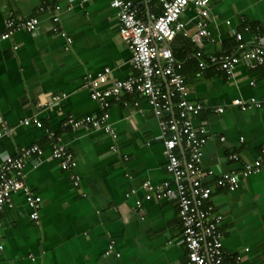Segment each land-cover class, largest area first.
Listing matches in <instances>:
<instances>
[{"label":"crops","instance_id":"0c3cea01","mask_svg":"<svg viewBox=\"0 0 264 264\" xmlns=\"http://www.w3.org/2000/svg\"><path fill=\"white\" fill-rule=\"evenodd\" d=\"M41 3L0 0V33L10 13L38 20L36 33L17 32L0 43V130L3 122L12 130L0 138V162L33 144L44 149L35 167L28 160L23 169L26 184L41 198L39 221L29 218L22 192L11 196L0 214V264H188L176 200H144L143 183L161 187L171 180L152 108L140 94L122 93L109 99L103 111L83 88V78L106 71L103 89L138 74L119 36L117 11L108 0L50 2L45 12L39 10ZM133 3L145 22L161 13L154 1ZM194 11L180 17L186 36L177 33L171 47L185 60L182 75L191 100L204 106L194 123L204 125L211 135L200 167L213 175L202 176V182L212 189L210 201L223 215L220 231L227 256L264 264V169L242 179L234 192L215 185L222 173H239L246 163L264 162V109L242 111L230 105L236 98L264 97V70L241 64L228 81L213 66L201 72L190 58L196 49L207 56L232 50L233 32L244 27L264 31V0H209L210 37L199 43L194 41ZM51 15L58 17L56 26L71 39L69 45L52 32ZM250 33L243 34L244 42ZM251 81L254 86H249ZM161 85L167 92L164 79ZM219 108L224 111L217 113ZM103 113L108 114L106 124L114 138L84 125L65 127L67 119ZM27 119L31 125H22ZM46 131L57 133L73 154L81 177L78 187L52 158L44 141ZM176 152L184 162L185 152L180 147ZM230 155L237 160H229ZM131 190L136 192L126 198ZM137 200H143L140 209ZM109 245L113 249L107 254Z\"/></svg>","mask_w":264,"mask_h":264},{"label":"built area","instance_id":"2783aa9c","mask_svg":"<svg viewBox=\"0 0 264 264\" xmlns=\"http://www.w3.org/2000/svg\"><path fill=\"white\" fill-rule=\"evenodd\" d=\"M56 1L61 0H41L39 10L43 12L49 10L50 2ZM148 1H154L161 7V13L158 16L152 15L150 22L138 17L133 0H108L110 8L117 11L119 36L126 43L131 54L132 67L138 74L116 81L110 88L103 89L102 86L107 83L108 71H106L93 78H83V88L89 92L91 100L100 103L103 111H107L109 99L118 97L122 93L140 94L152 108L159 124L160 138L165 150V169L171 180L164 182L161 187H154L149 182L143 183L144 200L151 201L153 196L158 199L176 200L187 263L245 264L241 255L229 257L223 250L220 226L224 218L210 201L212 189L205 186L201 178L213 175L211 171L206 172L200 167L203 149L211 135L204 125L196 126L194 123L204 106L191 100L190 90L181 74L182 64L175 58L171 47L177 33L183 32L186 36L185 25L179 19L191 8L195 10L194 41L199 43L201 38L210 37L209 0ZM50 19L53 23L52 32L69 45L71 39L56 26L58 17L51 15ZM37 26L38 20L35 17L23 18L10 13L5 20L4 30L0 33V43L8 41L17 32L34 34ZM250 32L248 27H244L241 32H233L237 43L235 48L218 56H207L211 64L217 65L219 70L225 72L228 81L235 78L236 69L241 64L250 70H264V34L259 33L258 30ZM244 33H250L248 42L243 40ZM195 56L199 60L198 68L201 72L204 71L206 64L202 60V53L197 51ZM163 79L168 86L167 92L162 91ZM249 86H254V82L251 81ZM58 100V97L52 99L55 103ZM230 105L242 111L262 110L264 97L236 98ZM223 111V108L216 110L218 113ZM107 120L108 114L103 113L100 117L89 116L84 120L68 119L66 125L72 129H79L83 125L101 129L114 138V130L106 124ZM21 124L31 125L28 119ZM34 125L41 128V123L38 121H35ZM11 133V128L3 122L0 138L10 136ZM46 139L52 158L58 163L60 170L67 174L72 186L78 187L81 177L76 173L77 161L73 154L61 142V137L54 133L46 131ZM178 147L185 152L184 162L176 152ZM111 151H115V146H111ZM261 153L264 154V148ZM43 155L44 149L33 144L22 148L13 156H5L0 162V214L10 203L11 196L22 192L26 206L30 210L29 218L38 223L41 198L26 184L23 169L28 160L35 167L37 162L42 160ZM228 159L237 160V156L230 155ZM262 169L264 162L261 160L246 163L239 173L220 174L215 180V185L221 190L234 192L242 179ZM135 192L131 190L125 194V197L128 198ZM142 202L143 200H137L135 206L140 209ZM2 248L0 245V251ZM112 249L113 245H109L107 254ZM244 251L248 252L247 249ZM29 258L32 259L31 256Z\"/></svg>","mask_w":264,"mask_h":264},{"label":"trees","instance_id":"16d2710c","mask_svg":"<svg viewBox=\"0 0 264 264\" xmlns=\"http://www.w3.org/2000/svg\"><path fill=\"white\" fill-rule=\"evenodd\" d=\"M249 28V30H251V31H255V30H258V32L259 33H262V34H264V31L263 30H261L260 28H258V27H255V28H253L252 27V29L250 28V27H248ZM237 44V43H236ZM198 50L196 49V51H194L193 53H191V55H190V58H192V61L194 60V62H197V65H198V62H199V60L196 58V56H195V54H196V52H197ZM201 53H202V51H200ZM228 52V51H227ZM225 53V52H224ZM174 54V53H173ZM174 56H175V58L177 59V61H179V62H181V64H182V70H181V74H183V62L185 61L184 59V61H182V59L180 60V58L178 59V57H176V54H174ZM209 56V55H208ZM202 60L203 61H205V64H206V68L207 67H209V66H213V67H215V68H217V65H215V64H211L210 62H209V60H208V58H207V55H204L203 53H202ZM187 63V62H186ZM218 72H221L224 76H226V74H225V72L223 71H221V70H217ZM184 77V76H183ZM185 79V78H184ZM218 113V112H217ZM67 121H68V119L66 120V122H65V125H66V123H67ZM66 128H69L70 129V127L68 126V125H66L65 126ZM55 135L56 136H59L57 133H55ZM60 137V136H59ZM44 141L45 142H47V144H48V141H47V139L46 138H44ZM46 144V143H45ZM38 146H40V147H42L43 145H41V144H37ZM262 151V150H261ZM226 173V172H225ZM222 239H223V236H222Z\"/></svg>","mask_w":264,"mask_h":264}]
</instances>
